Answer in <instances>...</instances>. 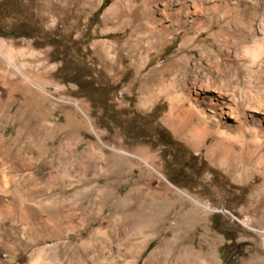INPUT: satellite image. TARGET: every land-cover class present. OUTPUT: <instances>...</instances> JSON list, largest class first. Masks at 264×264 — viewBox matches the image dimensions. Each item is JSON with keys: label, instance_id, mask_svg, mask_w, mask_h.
<instances>
[{"label": "rangeland", "instance_id": "1", "mask_svg": "<svg viewBox=\"0 0 264 264\" xmlns=\"http://www.w3.org/2000/svg\"><path fill=\"white\" fill-rule=\"evenodd\" d=\"M263 35L264 0H0L8 60L41 87L0 56V264H264V173L238 178L169 114L208 112L229 71L224 91L264 89Z\"/></svg>", "mask_w": 264, "mask_h": 264}, {"label": "bare ground", "instance_id": "2", "mask_svg": "<svg viewBox=\"0 0 264 264\" xmlns=\"http://www.w3.org/2000/svg\"><path fill=\"white\" fill-rule=\"evenodd\" d=\"M170 3L171 2H167L165 8H167V10L169 9L170 11H173ZM188 6L189 4H187V1L185 3L183 1V4L181 5V11H183L184 9L189 11ZM194 7L198 11L199 10L202 11L203 9L200 4H194ZM213 7L214 10H218L220 8V5L216 4L215 2ZM233 11L235 12V14H237V10L235 7H230V8L228 7L224 10V12H226V14L228 15ZM171 14H174L173 17H175V19H178L177 16L179 15L177 14L175 15L174 12H171ZM233 19H235V17ZM187 20L188 19H186V21ZM160 21H161L160 22L161 27L159 29L160 30L166 29L168 25L165 24L163 19ZM149 27H147L148 30H150ZM242 29H244V31L246 30V32H242V33H244V37H247L249 33H252L251 23H248L247 26L244 25ZM151 32L152 33L154 32L153 28H151L150 33ZM257 41L258 40L253 41L255 45H252V48L250 47L248 49L246 48L247 51L249 49L256 50L261 48L260 47L261 44H258ZM262 41H264V35L262 37ZM11 52L12 50L10 48H7L3 41H0V56L5 58L7 62H9L14 67V69L18 71L25 79L33 82L29 78V76L22 71L21 67L15 66L10 60H8L7 55H10ZM218 70L215 71L210 70L208 72L209 75L213 76V79L211 80V82L213 83L217 82L215 73L218 74V72H220V70L219 71ZM226 73L228 79L223 81L222 84L220 85L218 84L220 87L215 85L213 86L218 90L217 92H215L216 96L213 98L212 97L213 95L212 96L209 94H207V96L205 95L206 99L203 101L205 103V106H207L209 109L208 112L205 111L204 109L196 108V104L191 102L189 107L180 110L179 114L175 112L174 108L176 106L175 105H174L175 107L172 106L169 114L174 120L178 122L179 131L185 133L186 135L185 137L187 141L192 143L193 145L199 146V144L202 143V141L204 142V140L212 138L213 140L207 149V154L209 155L211 160L216 161L218 165L221 166L227 165V167L230 168L236 167L238 170L237 172L238 178L239 177L241 178V176L243 177V175H246L247 174L246 170L250 171L252 166L255 164L258 165L259 171L264 173V159L260 160L264 156V140L259 139V137H264V114L263 115H261V113L259 114L261 110H264V89L259 88L258 90L255 91V94L251 90L248 91L247 94H243V95L241 94L242 92L240 93L241 95L240 94L236 95L235 92H229V90L224 91L223 88L225 86L231 85L232 87L233 86L236 87L239 84L238 82L234 83V78L235 79L237 78L236 73H232L230 71ZM208 81H206L207 83L205 82L207 86H209ZM33 84L41 88L38 83L33 82ZM211 89L213 90V88ZM192 92L193 91L191 92L188 91V94H190L191 100L193 101H197L204 97V96L202 97V93L199 90H196V92H194V95H191ZM208 92L210 91L208 90ZM26 116L27 115H22V116L15 115L10 119L8 118L6 122L9 123L10 121H12L14 122L13 124L26 125V127H29L35 123L38 129L43 128L48 130L49 132H53L54 130L60 129L59 127H61L60 125L58 126L56 123H53L50 117L48 116L37 115L29 119H27L28 116L27 117ZM72 125L74 126L72 121L69 120L63 126L68 127L69 131L72 133L75 131V128ZM144 161L147 163L146 160ZM239 167H242L244 170L239 172ZM261 205H262L261 203L258 204L256 203L255 206L256 208H259ZM212 257L213 254L206 258H212ZM203 261L204 264H210V262L206 261L205 259Z\"/></svg>", "mask_w": 264, "mask_h": 264}, {"label": "trees", "instance_id": "3", "mask_svg": "<svg viewBox=\"0 0 264 264\" xmlns=\"http://www.w3.org/2000/svg\"><path fill=\"white\" fill-rule=\"evenodd\" d=\"M107 4H108L107 1L103 2V4L101 5V7L99 8V10L96 13L99 14L107 6ZM149 247H150V245H149Z\"/></svg>", "mask_w": 264, "mask_h": 264}]
</instances>
